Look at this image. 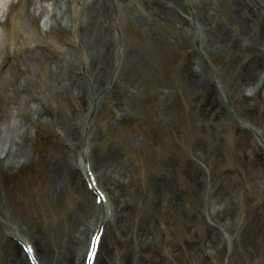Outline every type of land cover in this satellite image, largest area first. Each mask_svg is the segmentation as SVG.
Masks as SVG:
<instances>
[{
  "label": "rangeland",
  "instance_id": "1",
  "mask_svg": "<svg viewBox=\"0 0 264 264\" xmlns=\"http://www.w3.org/2000/svg\"><path fill=\"white\" fill-rule=\"evenodd\" d=\"M17 1L14 2L17 3ZM138 1H130L129 5L121 8L122 16L118 15L119 13L115 15L119 31L118 40L123 45L125 54L129 52L127 58H130L131 61L128 66L134 72L132 78L135 79L133 81L136 90L129 97L130 100L126 104L124 113L114 122L107 99H101L98 107L94 106L95 103L91 101L90 97L89 84L84 86L78 95L58 88L52 89L43 100L39 103L36 102L37 105L33 101L17 99L15 87H25L26 85L28 94L38 95L39 91L47 87L48 84H51V87L55 86L60 79L57 73L52 72L53 67L50 61L46 63V66L44 64L34 66L32 63L29 65L28 60H22V54L30 51L27 47L21 46V49L18 48L9 54L1 52L0 81L1 79L4 81L0 84V89H2L0 98L3 101L0 104V147L1 144L9 142L10 138L16 140L25 137L29 153H31V147L34 146V152L30 154L28 160L24 163L21 162V166L11 171L7 170L3 175L0 174V186L2 184L6 188L5 193H7V197L5 196L3 201H9L10 206L20 205L24 224L28 226L29 230L41 233L36 225L38 222L32 223L34 215L28 211V205L36 202L35 190L45 183L43 176L45 172L39 167L38 160L43 159L45 164L48 159H55L62 153H69L63 138L58 136L57 132H64V123L68 124L69 122L72 130L75 131L73 134L76 146H79V143L81 146V142L78 140L79 134L84 136L89 129L93 134V144L97 154L110 147L111 149H120L123 157L129 155L130 160L127 166L133 168L135 178L114 189V194L118 195L115 196L113 204H118L119 208L123 205L122 199L135 189L134 186L140 181L141 175L145 174L148 178H152L155 172H161L157 163L162 162L167 154L175 152L179 165H183L184 161L192 158L193 153L197 155L195 161L197 170L192 179L196 185L195 202L193 193H190L192 190L190 181L187 179L179 181L184 194L182 212L188 224V241L194 247L201 244L204 240L206 227L217 229L219 235L218 242L213 249L207 250L205 255L191 253L186 264H264L263 253L256 258L246 255V250H250L247 238L251 232H254L252 227H248L247 224L264 223L262 213L259 211V214L257 213L260 205L264 208V147L261 142L258 143L261 140L264 142V130L261 129L264 123L260 127L263 133H260V137H256L255 133L246 126L249 125L250 118L239 115L241 114L239 111L242 112L248 104L258 102L259 107L264 106V103L259 99L260 97L264 99V79L257 83L253 90L248 88L244 90L243 87L246 83L243 84L241 90L239 88L233 90L235 85H231V79L237 77L241 72L244 73L245 69L251 68L252 56H256L252 70L254 75L263 69L264 58H260L261 53L255 44H247L245 50H237L234 54L222 46L217 45V48L213 46L209 51L207 49L211 56L208 66L213 69L212 73L206 71L205 81L208 86L199 90L198 93L186 94L180 86L179 75L183 69L193 66L195 69L201 67L200 60L193 51L196 49V45L199 48L203 47L202 40L208 39L213 42L212 34L214 32L200 28L191 30L190 34L188 31L187 37H190V40L182 48L177 44V41L173 42L174 40L171 39L165 41L164 37L167 36V31L170 32L167 24L156 22L152 26L150 24L152 20L147 12L141 8L134 9ZM229 1L201 0L194 3L189 8L187 7L188 13L187 9L184 13L187 19L186 24H191L192 21L200 24L199 14L208 12L213 14L215 23L221 29L220 32L232 37L233 28L224 9ZM250 1L251 3L249 0H245V3L251 7L252 0ZM259 1L264 3V0ZM10 2L11 0H0V23L6 20L5 16L9 12ZM31 2V6L22 4V7L32 11L35 0ZM70 4L64 0L59 1L58 15L65 13L69 17L71 16L70 19L77 25L75 31L70 30V26L67 27L65 22H59L61 24L59 28L54 27L52 33L48 32V27L44 25L47 16L39 4L33 11L36 16L35 23L32 24L30 18H24L20 23L21 26L29 30L27 34L32 36L33 41L43 47V49H38V46L33 44L32 50L39 51L38 53L47 57H64L68 63L67 72L71 73V77H75L80 74V69L95 58L99 52L91 48L84 49L80 43L81 48H78L76 41L79 40V32L88 31V23L83 21V13L78 4L72 3L73 13L68 14ZM42 5L45 6L46 3ZM181 5L177 8L181 11L185 10L184 4ZM171 13L174 14L175 11L171 9L166 14ZM92 32L100 34L96 30ZM49 36L53 38V42L48 39ZM152 36L155 37L156 43L151 41ZM109 37L111 41H115L113 33ZM20 60L23 62L22 66L19 63ZM249 65L250 67H248ZM125 66L123 58L116 61L114 65H110V67L116 68V75L119 79L127 77ZM241 69L243 70L241 71ZM202 71L204 77L205 69ZM256 81L257 79L252 77L250 83ZM229 87L232 88L231 92ZM220 89L222 92L228 90V93L224 95ZM209 90H213L214 93L210 95ZM238 90L240 93L237 92ZM166 91H169V94L162 97L161 92ZM112 92L114 91L111 90ZM241 94H246L248 98L244 99ZM211 100L223 104L224 113H226L224 118L209 120L213 110L208 112L206 107H209L207 102ZM30 121H35V123L32 124ZM262 121L264 122V118ZM56 122L59 124L57 125ZM153 138H158L159 144L152 146L150 140ZM133 139L140 142L134 146L133 155L130 156L131 149L122 150L119 146ZM244 140L251 143V148H246L247 151L242 146ZM30 141H34L35 145L31 146ZM199 151L206 152V160L199 161ZM209 152L216 154L212 157V153ZM242 153L244 156H240ZM146 157L155 160L145 162ZM103 183L108 186L105 181ZM224 185L231 187L232 194L221 197L222 203L219 202L215 205V201H220V199L214 196V191L216 192ZM75 198L72 193H65L62 199L66 212L58 211L56 218L55 216L49 218V220L52 219L53 229L56 230L50 232L49 245L66 240L67 234L61 228V218L75 210L77 203ZM119 208H117L116 216L124 217L126 224L118 230L122 236L128 237L137 230L136 221L142 213L138 206H134L133 200H128L127 206L123 209ZM222 210H224L223 213L216 215L217 211L221 212ZM98 214H100L99 209L95 210L94 215ZM8 219L17 222L18 215L10 213ZM85 223V225H89L91 220L88 218ZM38 225L40 228V224ZM118 230L111 227L103 235L108 242L109 256H113L110 264H125L123 246L117 236ZM111 237L116 238L115 244L112 243ZM168 238L174 239L173 241L176 242L180 238V233L171 234ZM255 239L258 244V239L256 237ZM12 242L20 249L16 241L12 240ZM134 255L136 261L141 264H149L148 261L154 256L150 247L138 249L134 251ZM177 264L185 263L178 261Z\"/></svg>",
  "mask_w": 264,
  "mask_h": 264
},
{
  "label": "bare ground",
  "instance_id": "2",
  "mask_svg": "<svg viewBox=\"0 0 264 264\" xmlns=\"http://www.w3.org/2000/svg\"><path fill=\"white\" fill-rule=\"evenodd\" d=\"M14 1L11 0L10 2L9 12L5 16L6 20L0 23V54L1 52L2 54H7V52L9 54L18 48L21 49V46L27 47L30 51L22 54V60H28L29 65L32 63L34 66L39 64L46 66V63L50 61L53 67H51L52 72L57 73L60 79L55 85L56 87H51V84H48L47 87L39 91L38 95L28 94L26 85L25 87H15L14 91L17 99H22V101L25 99L27 102L33 101L37 105L36 102L39 103L43 100L46 94H50L52 89L58 88L70 94L78 95L81 89L89 84L91 101L95 103V105L92 103V106L98 107L102 101L101 99H107L108 107L111 110L110 114L113 118L112 121L114 122L119 118L126 110L125 107L130 100L129 97H131V94L136 89L133 81L135 79L132 78L134 72L128 66L129 61H131L130 58H127L129 52L125 54L123 45L118 40L119 31L115 15L119 13L118 15L121 14L122 16L123 11H121V8L129 5L133 0H64L69 4L71 3L68 8V14L71 15L73 13L72 3L78 4L83 13V21L88 23V31L79 32L80 37L76 41L78 48H81L79 46L80 43L84 49L91 48L99 52V56L96 55L95 58L88 61V64L80 69V74L75 75V77H71V73L67 72L68 63L64 57H47L38 53L39 51L32 50L31 46L33 44L37 45L38 49H43V47L33 41L32 36L27 34L29 30L21 26L20 23L22 19L30 18L32 24H34L36 16H34L33 11L37 8L36 5L39 4L43 9V13L47 16L44 25L48 27V32H51L54 27L59 28L61 25L59 22H65L67 27L70 26V30L73 29L75 31L77 25L75 21L70 19L71 16L69 17L65 13L58 15V10L60 9L59 1L62 0H35L32 11L25 9V7L23 8L22 4L31 6V1L33 0H18L17 3ZM139 1L138 3L136 2L134 9L141 8L147 12L150 20H152L150 22L152 26L156 22L168 25L170 32L169 30L167 31V36L164 37L166 38L165 41L170 39L174 40L173 42L177 41V44L184 48L183 46H186L190 40V37H187L188 31V34H190L191 30L200 28L214 32L212 34L213 42L208 39L206 41L202 40L201 45L203 47L199 48L196 45V49L193 51L194 55L198 56L201 67L195 69L192 65L193 67L183 69L179 75L180 86H182V90L186 94L198 93L199 90L201 91V89L208 86L205 81L206 71H211L212 73L213 69L208 66L211 56L210 52H207V49L209 51L213 46L215 48L218 47L217 45L222 46L228 52L234 54L237 50H245L247 44H255L261 53L260 58H264V3L262 1L252 0L251 7L245 3V0H230L225 5L226 15L229 17L230 25L233 28L232 37L220 32L221 29L215 23L213 14L208 12L199 14L200 24L195 21H192L191 24H186V14L184 15L186 9L188 13V8L201 0ZM57 2L58 4H56ZM249 2L251 3L250 0ZM43 3H46V5L43 6ZM182 3L184 4L183 8H185L183 11L177 8ZM126 9L129 10L128 7ZM171 9L175 13L166 14ZM244 21L245 23L243 24ZM93 30L99 31L100 34H94ZM111 33H113L116 43L115 41H111L109 37ZM48 39L53 42L52 37L49 36ZM151 41L156 43L155 37L153 38L152 36ZM120 58H123L126 63L127 77L119 79L116 75V68L114 69L110 65H114ZM255 58L256 56H252L251 58V68L245 69L244 73L241 72L237 77L231 79V85H235V89L233 88V90H237L238 88L241 90L245 83L244 90L247 88L253 90L257 83L264 79V75L262 76L264 64L262 66L263 69L259 73L256 75L252 73ZM22 60L19 61L21 66L23 64ZM262 63H264V59ZM202 69H205L204 77ZM252 77L253 79L256 78L257 81L251 84ZM3 81L4 79H1L0 84ZM253 84L255 85L253 86ZM229 89L231 92L232 88L229 87ZM111 90L114 92L111 93ZM220 92L226 95L228 90L222 92L220 89ZM0 93L2 94V89H0ZM211 93H214L213 90H209L210 95ZM167 94H169V91L161 92L160 95L164 97ZM241 96L244 99L248 98L246 94H241ZM259 99L260 102L264 103L263 98L260 97ZM1 101L0 98V104L3 102ZM207 103L209 107H206V110L208 112L209 110H213L210 113L212 117L208 118L209 120L224 118L226 113H224L223 104H218L215 100ZM239 113H241L239 114L240 116L250 118L249 125H246L248 123L245 125L255 133L256 137H260V133H263L261 129L264 130V126L261 127L262 123H264L262 121L264 118V106L262 108L259 107L258 102L256 104H248ZM33 122L35 123V121H30V123L34 124ZM56 124L58 125L59 123L56 122ZM64 124L65 131L57 132L58 136L63 138L66 144L65 147L69 153H62L56 156L55 159H48L45 164L42 161L43 159L38 160L40 163L39 167L45 172V175H43L45 183L35 190L36 202L28 205V211L34 215L32 223L37 221L40 224L39 228V225L36 223L37 228L41 230L40 234L37 231L29 230L28 226L24 224L25 221L20 205L17 207L10 206L9 201H3L5 200V196L7 197V193H5L6 188L2 184L0 186V264H84L85 256L90 249L89 244L97 236L100 237L97 250L93 256V260L89 264H110L113 260V256H109L108 242L103 235L107 232L108 228L115 227L118 230V228L126 224L124 217L116 216L117 208L119 207L118 204H113V201L118 194L116 193L115 195L113 191L116 187L125 185L135 178L133 168L127 166L130 157L128 154L123 157L120 149H111L110 147L105 148L103 152L97 154L93 144V134L89 129L85 132L84 136L79 134L78 140L81 142V146L80 143L79 146H76L75 131L72 130L69 122L68 124ZM25 138H17L16 140L10 138L9 142L1 144V175L5 174L7 170L17 169L18 166H21V162L24 163L28 160L30 154L34 152V141H30L33 147H31V153H29V149L26 148ZM139 142V140L133 139L130 142L120 144L119 148L122 150L131 149V156L135 149L134 146ZM260 142L264 147V142L261 140L258 143ZM150 143L152 146L159 144L158 138H153L150 140ZM242 146L247 151V149L251 148V143L244 140L242 141ZM198 153L200 162L206 160V152L199 151ZM215 154L212 153V157ZM240 156H244V153ZM151 159L150 157H146L145 162H153L155 160ZM196 159L197 155L193 153L192 158L184 161L183 165H179L175 152L167 154L162 162L157 163L161 172H155L152 178H148L145 174L141 175L140 181L135 184V189L129 192L128 198L124 197L122 199L123 205L120 207L121 209L127 206L128 200H133L134 206H138L140 213H142L136 221V225H138L137 230L131 233L130 236H122L119 230L117 232L119 241L123 246L124 252H122L125 264H141L139 261H136L134 255V251L141 248L150 247L152 250L154 256L148 261L149 264H177L178 261L186 264L191 253L205 255L207 250L214 248V245L218 242L219 232L217 229L206 227L204 229V240L195 247L191 246V242L188 241L187 237V233H189L187 230L188 224L182 212L184 194L179 181L184 179L189 180L190 184H192L190 193H193V197L197 194L196 185L192 182L193 175L197 170ZM218 190L214 191V196L216 198L219 197L220 201H215V205L219 202L222 203L223 199L221 197L232 194V189L229 186L226 187L224 185ZM67 192L72 193L76 197L75 199H77L75 210L61 218V228L65 230L67 238L58 244L49 245L48 237L50 232L55 230L53 229L54 224L51 223L52 219L49 220V218L53 216L56 218L58 211L61 212L63 210L62 212H66L62 198ZM193 201L195 202V197ZM97 209H99L100 214L95 216L94 213ZM258 211L262 213L264 219V208L261 205L257 209V213L259 214ZM223 212L224 210L221 212L217 211L216 215ZM10 213L18 215L17 222L9 221ZM88 218L91 220V223L85 225ZM78 220L79 222L77 223ZM159 220L161 221L160 223ZM247 225L248 227L251 226L254 232H251L247 238L250 250H246V255L250 258H256L261 253L264 254V223ZM124 233L127 234V232ZM177 233H180V238L176 242L173 241L174 239L168 238L171 234ZM255 237L258 239V244ZM110 239L113 244L117 241L113 237ZM12 240L16 241V244L20 248L25 247L28 250L30 259L27 258L22 249L16 247L17 245Z\"/></svg>",
  "mask_w": 264,
  "mask_h": 264
}]
</instances>
